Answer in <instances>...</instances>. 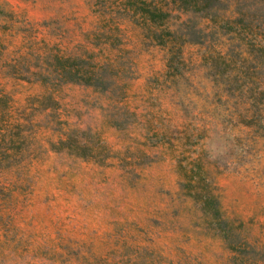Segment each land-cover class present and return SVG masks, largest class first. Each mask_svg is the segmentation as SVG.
I'll use <instances>...</instances> for the list:
<instances>
[{
	"label": "rangeland",
	"instance_id": "rangeland-1",
	"mask_svg": "<svg viewBox=\"0 0 264 264\" xmlns=\"http://www.w3.org/2000/svg\"><path fill=\"white\" fill-rule=\"evenodd\" d=\"M136 19L124 0H0V264H264V53L216 29L172 75ZM208 50L254 64L255 104ZM46 53L85 59L106 88L7 73Z\"/></svg>",
	"mask_w": 264,
	"mask_h": 264
},
{
	"label": "trees",
	"instance_id": "trees-1",
	"mask_svg": "<svg viewBox=\"0 0 264 264\" xmlns=\"http://www.w3.org/2000/svg\"><path fill=\"white\" fill-rule=\"evenodd\" d=\"M160 4L151 0H124L126 8L133 15L138 16L139 22L145 24L147 30L145 37L155 44L167 47L165 64L172 75L177 73V64L181 60L180 49L184 43L203 45L204 41L213 37L216 29L222 34H230L237 38L238 48L244 46L249 54L253 52L264 53V0H159ZM171 10L189 13L186 19L178 23L177 29L166 26V20L171 16ZM193 17L205 20L202 27L192 21ZM136 18V17H135ZM246 48V49H245ZM236 54H220L216 50H208L205 53V61L212 68L214 75L220 77L223 84H233L237 91L246 94L249 102L256 103L255 96L258 93L251 91L252 83L256 82V76L248 72L254 68L252 62H246L245 57ZM237 56V58H236ZM42 63L26 67L22 71L13 64L8 66V74L24 80H35L52 84L58 82H75L92 86L94 89L106 88V82L97 70L92 71L85 66V59L61 56L57 53H46L42 57ZM40 59V60H41ZM249 67V68H248ZM55 85V83H53ZM262 92V91H261ZM248 121H246V124ZM70 133L60 143L70 146ZM77 148L86 150L87 145L79 139L75 140ZM73 146V145H71ZM84 153V152H83ZM193 198L200 202L204 211H208L214 218H218V209L213 200L205 194L197 191ZM207 207V208H205ZM219 227L226 226L225 221L217 222Z\"/></svg>",
	"mask_w": 264,
	"mask_h": 264
}]
</instances>
